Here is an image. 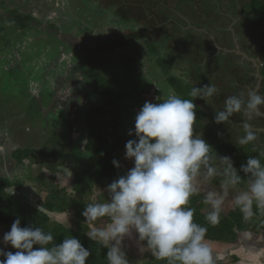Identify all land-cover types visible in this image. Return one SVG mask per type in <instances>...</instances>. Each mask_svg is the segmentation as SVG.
<instances>
[{"label":"clouds","instance_id":"9594fccd","mask_svg":"<svg viewBox=\"0 0 264 264\" xmlns=\"http://www.w3.org/2000/svg\"><path fill=\"white\" fill-rule=\"evenodd\" d=\"M258 89V85L249 89L246 98L243 92L228 96L223 109L216 110L217 124H229L235 114L242 116L239 126L245 135L237 142L240 146L254 143L258 133L264 131L250 123L264 118V96ZM217 93L212 83L202 88L194 86L189 93L193 99L169 95L162 103L145 102L136 115L135 130L129 135L138 139L126 143V158L134 161V166L107 187L109 199L97 202L93 198L82 212L90 227L86 235L108 249V264H130L124 240L133 238V230L138 233L139 251H150L155 259L166 264L222 261L224 257L214 254L206 242L207 227L194 221L196 210L189 207L191 198L199 195L202 188V203L208 206L205 220L211 226L219 224L232 191L236 194L231 203L245 221L253 215V204L264 214V151H259L258 157H249L237 170L231 157L219 156L201 135L194 133V99L208 101ZM113 163L120 167L118 161ZM213 180L219 181V191L210 187ZM53 240V235L40 227H21L17 218L3 242L18 251L0 249V257H6L0 264H86L91 255L73 236L59 244ZM261 241L264 240L260 237L253 240Z\"/></svg>","mask_w":264,"mask_h":264},{"label":"rangeland","instance_id":"374dc122","mask_svg":"<svg viewBox=\"0 0 264 264\" xmlns=\"http://www.w3.org/2000/svg\"><path fill=\"white\" fill-rule=\"evenodd\" d=\"M35 1L37 3V0H9L8 5L11 8L20 7L19 9H22L25 3H29L30 9L28 12H32L36 18L42 19L46 23L53 22L57 23L59 27L61 26L62 30L65 31L62 32L65 33V35L62 34L61 39L65 42L71 40V37H67L68 34H71L72 37H77L76 39H80L87 43L94 41L101 43L107 37H116L115 35H118L119 32L121 33L126 25L112 17V9H109L106 12H104V10H100L99 5L97 4L99 3L98 0H91L90 2L88 0H67L68 3L66 4L63 2H56L55 9L53 7L51 9L48 6L37 5ZM246 1L247 0H194V2L189 1L188 4L186 3L185 6L187 7V10L184 9L179 14L177 11V13L174 12L175 14L173 13L172 15L174 21H179L182 32L189 28L185 37L187 42L189 41L188 44H190L186 49L191 51L197 49L198 53L196 54L200 57L205 54L203 66H207L206 71L208 70V79L206 81H197L190 74H188V66L184 61V59H187L185 56L179 60L172 57L174 62V69H172V71L175 72L176 75L183 77L186 81H191L194 85H198L201 88L204 85H210L211 83L216 86L218 93L213 97L208 98V101L201 98H195L193 101L197 105V110L200 105L199 108L201 110L207 112L208 114H212L214 118L216 110L223 109L225 99L228 96L239 95L243 92L245 93L246 98L247 91L253 88L251 84L254 79L256 80L258 78L254 74L256 69L260 68L261 51L259 47H262V43L259 39L260 30L253 25L251 19L248 17V14L245 13L243 9ZM84 7L86 8L84 9ZM82 9H84V13H82L81 16L79 12ZM181 21L186 23L182 26L180 23ZM189 25L190 27H188ZM77 26H86L87 32L84 33L83 31H80L79 28H76ZM37 27L42 28H38L39 30L37 31V36L33 35V37L30 34L29 37L26 38L25 43L30 52L33 51L35 53H40L39 50L41 47H44V49H46V47L43 44H39L37 41L41 35L48 36V32L46 31L48 30V26L42 27L37 24ZM66 27H68V30H64ZM171 27H168L169 31H171ZM40 31L42 34L40 33L38 35ZM168 39V35L165 34L164 37L161 36V38L156 41V44L159 46L158 48L161 50L159 51L160 56L166 54L171 55V49L167 47V43L169 42ZM140 41L139 47L142 52L140 56L134 54V56L132 55L131 57L130 53H133L131 48H125V50L123 49V54V50L121 49L110 50L107 53V65H103V63L100 64L102 70H104V67L108 69L105 71L107 76L109 77L108 74H110L111 78L114 77L113 79L115 84L119 86L117 87L115 85L116 90H119L118 100L121 103V106L118 109L121 120L119 130L127 139H132L134 137V135H129V132H134L135 130V124L132 123V119L130 118L135 114V109H138L139 112L142 107L141 105H143L139 96L144 92H146L147 95H150L152 88L155 87L158 88L157 93L159 95L161 93L165 94V97L166 95L168 97L169 90L171 89L165 82L166 76L168 74L171 75V69L169 73L164 72L158 65L160 64L158 63L159 61L155 60V56L150 54L149 51L144 54V51L147 50L146 44L143 40ZM104 49H108V47L106 46ZM16 51L18 50L16 49ZM49 51L46 50L47 53ZM105 52H107V50ZM124 54H126L125 59L121 57V55ZM27 56L30 57L28 50L24 52L23 55L24 64H26L29 60L26 59ZM103 56H100L101 62L104 61ZM244 56L256 59L257 64L255 68H253L249 62L250 59H245ZM200 57H196L199 62L201 60ZM133 58L134 60L137 59V63H135ZM187 60L190 64V59ZM98 61L100 62V60ZM106 61L107 58H105V62ZM217 61L219 63H217ZM20 62V60L18 61L16 58H10L9 56L6 63L2 64L0 62V69L11 70L15 66L18 67ZM39 62L42 64L44 61L41 60ZM64 62L67 61L60 60V57H56L52 61L54 67L60 66V64H63ZM69 64L71 65V63H68L67 68H69ZM63 67L65 69V66ZM80 70H77L73 76L66 73V70L61 74H57L55 78V83L57 85L53 88V94L51 96L46 95L44 98L41 97L40 104H50L46 107L43 114V118L48 117L49 122L50 118L52 119L54 116L57 117L56 111H62L64 109L63 113L70 117L68 121L70 123L72 133L76 132V134H74L75 137H73V142L70 141V136H67L66 140L76 146L78 151L88 153L89 149L93 146V141L91 142V139L89 138V134L87 132L88 129L83 126L81 116L82 113L85 112V108L89 107L91 103L95 104L97 102V104H101L102 98L96 93L95 88L91 86V81L85 76V72ZM202 70L205 72L204 68ZM258 75L260 77V72H258ZM140 82L142 85L139 86L138 83ZM256 82L259 86L258 91H260L261 79L259 81L258 78ZM245 83L247 84L243 85ZM257 85L255 87H257ZM132 86L137 87V91L134 90L133 92L131 90ZM30 92L33 94V92L37 91L33 88ZM62 99L67 103L64 107L61 106L63 108H60L59 105L61 104ZM128 100L130 101L128 106L129 110L125 106L122 107V105H124ZM34 101H36V99ZM27 105H29V103H27ZM22 106L24 107L25 104L23 103ZM23 107L19 106L18 103L14 106L12 105L11 107L7 105L5 109L6 114L2 113L0 115V175H6L13 181L19 179L23 180L24 185L20 192L16 191L15 187L12 188V191L17 193L23 201L36 205L39 201L44 200L48 194V188L41 187V185L37 184L36 181L32 179L31 174L35 176L38 173L36 170L37 166L32 165L30 167L29 160H26L24 164H19L13 156H11L12 151L15 148L21 147L24 144L32 143L34 140L31 139L33 137L28 138L25 134H23V132L18 130V128L14 125L16 122L15 119L22 118L24 121L18 126L25 128L26 130L33 127L32 124H36L35 128L37 129L39 125L41 126L39 121L40 117L25 120L24 115L26 118L29 117L24 114V110L22 111V109H20ZM55 107L58 108L54 111ZM9 108L11 111H9ZM197 110H195L196 113L199 111ZM262 110H264V107H262ZM106 119L109 121L111 117L108 116ZM261 121L264 123V118L263 120H260V118L253 119L250 123H252L255 128L264 129L263 126H260ZM241 123H243V118L240 114H235L231 118V122L229 124H217L215 119L211 122L206 120L201 122V124H207L206 127H202L200 123H198L197 126V123H195L194 133L201 135V137L212 146L213 151L218 154L219 150L216 148L219 144L216 140L217 136H211L210 133L220 134V136H225V139H228V137H235L236 139H239L242 132H244L242 127L239 126ZM128 124L133 127H128ZM73 125L77 127L72 129ZM31 132L32 130L27 133L30 134ZM98 133H105V130L98 131ZM260 133L263 134L264 131L258 133V139L254 142L257 146L263 144L264 141V136H261ZM109 141L112 142V139L109 138ZM32 144V146L35 147L41 146V143H36V141ZM250 145H253V143H250ZM261 151H264V148L261 149ZM118 155L124 167L130 170L134 166V161L126 158V149L118 150ZM74 164V161H69L66 166H61L59 171L53 174L47 169H44L45 176L48 179L50 176L53 177L59 188H65L69 193H73V181L75 177L71 168ZM214 182L219 183L218 180H213L210 187L219 191V184L215 185ZM104 193L109 196L107 187L97 185L93 191L92 198H95L97 202H100L98 197ZM200 194L204 196L203 188ZM235 194V191L230 192L223 209L231 207L230 204L233 206L231 200L232 196ZM206 211L207 210H204V212ZM50 216L53 220L63 223L67 227H77L75 210H69L65 213H50ZM7 232H9L8 228L0 225V243L6 249H11L12 246L10 244L5 245L3 242V237ZM253 233L254 231L248 233L240 230V233L234 236V239H237L236 241H233L234 245L232 246L225 244V242L217 243L209 239H206V242L209 243L213 250L214 247L220 245L219 249L221 248L223 251L218 253L224 257L222 260L224 263L231 262V255L229 256L231 253H235L241 257L253 255L262 259L264 258V241H249L251 236H253ZM133 235V238L130 239L126 237L124 240V251L126 252L127 259L130 264H147V261L151 258L150 256L152 253L150 251L141 253L137 243L138 233L133 230ZM263 237L264 235L260 236L261 239H263Z\"/></svg>","mask_w":264,"mask_h":264},{"label":"trees","instance_id":"16d2710c","mask_svg":"<svg viewBox=\"0 0 264 264\" xmlns=\"http://www.w3.org/2000/svg\"><path fill=\"white\" fill-rule=\"evenodd\" d=\"M189 1L194 2V0H105V3H108L106 4L107 6L110 4L115 7L116 12L121 18L129 19L132 16H136V19L143 22V27L135 34L146 32L149 42H151L152 38L158 41L162 35L171 32V62L161 57H158L156 60L159 61L158 63L160 64H157L164 72L169 73L171 69V75L168 74L166 76L165 82L168 86H171L170 88L174 91V94L182 99H193L190 97L189 93L194 86H199L194 85L191 81H186L183 77L176 75V73L172 71V69H174L172 57L175 59V55H180V59L183 56L190 59L192 64L191 67L196 69L195 73L193 72L194 79L201 81H206L208 79V70L206 71L207 66H203L205 54L200 57L196 54L198 53L197 49H194V51L186 49L189 45V41L187 42V40L184 39L179 21H174L172 16L174 12L177 13L178 11L179 14L184 9L187 10L185 5L186 3L188 4ZM243 7L253 25L260 30L259 39L262 43V47H259L261 51V82L259 93L264 96V0H247ZM30 17L31 15L29 19ZM180 23L183 26L186 22L183 23L181 21ZM17 24L24 26L23 24L26 23H23L20 19ZM169 26L171 27V31L168 30ZM148 44L150 52L155 55V46L150 45V43ZM196 57L201 58L200 62L202 65ZM217 63L219 62L217 61ZM203 68L205 72H203ZM93 79L96 83V92L104 97V104L89 110L85 118V122L90 129L89 134L91 136V142L93 141V146L89 149L88 153L78 151L76 146L71 145L69 141L66 140L65 131L61 130L65 129L62 128L64 126L63 121H61L62 125L60 124L59 129V127L50 124L45 117L43 118L44 111L41 109L40 104H32V100L30 105L26 104L23 107V100L20 96L10 95L9 93L7 95L4 93V95L0 93V115L2 113L6 114L5 109L8 101H6L4 96H7L9 98V107L17 103L19 106L23 107L20 109H22V111L24 110V114L29 117L26 118L24 115L25 120L40 117L39 121L41 126L39 125L37 129L35 128L36 124H32L33 127H30L28 130L18 126L24 121L22 118L15 119L16 122L14 125L18 130L23 132L28 138L33 137L31 138L34 139L33 142L36 141V143H41V146H32L33 142L24 144L21 147L15 148L11 156H13L19 164H24L26 160H29L30 167L36 165L38 173L35 176L31 174L32 179H34L37 184L41 185V187L48 188V194L45 199L33 205L23 201L17 193L12 191V188L15 187L16 191L20 192L24 185L23 180L19 179L13 181L6 175H0V225L7 227L10 232L12 224L19 218L21 227H40L45 232H50L54 237V244L62 243L66 237L73 236L80 240L81 244L91 253L86 264H108L106 260L108 249L88 238L86 232L90 230V227L85 223L86 218L82 215V212L85 210L87 202H93L92 194L97 185L108 187L111 183L119 179V177L127 173L129 169L124 167L120 161L118 150L126 149V143L134 138L127 139L119 130L121 120L118 113L119 106L116 103L117 96L113 85L102 78V76L94 75ZM257 80L258 78L256 80L254 79V81L252 80L253 83L251 86H253V88L251 89L256 88ZM246 84L247 83L243 85ZM199 106L198 110L200 109ZM9 111H11L10 108ZM108 116L111 117L109 121L106 119ZM196 117L197 126L198 123L201 124V122L206 120L211 122L214 119L212 114H208L201 109L196 113ZM260 120H263V118H260ZM201 125L202 127L207 126V124ZM260 126L264 127L262 121L260 122ZM96 129L105 130V134H95ZM30 130H32V132L28 134ZM210 134L211 136H217L216 140L219 144L216 148L219 150V156L231 157L237 170L241 168V165L247 163L249 157H257L259 155L258 152L264 148V141L263 144H260V146L258 145L259 147L254 143L253 145L248 144L246 146H240L237 143L239 139L235 137H228V139H225V136H220V134H213L212 132ZM260 134L264 136V133ZM243 135H245L244 132H242L241 137ZM109 138L112 139V142L109 141ZM254 147L256 151H253ZM114 160L120 163L119 168L113 163ZM69 161L75 162L74 166L71 168L75 177L73 181V193H69L65 188H59L54 178L50 176L48 179L44 171V169H47L52 174L56 173L61 166H66ZM240 174L242 177L245 176L243 172ZM214 184L216 185L219 183L214 182ZM98 199L99 201H104L109 199V196L104 193L99 195ZM202 200L203 196L201 194L193 196L189 207L195 208L196 210L194 213V221L201 226L207 227L206 239L217 243L225 242V244L232 246L234 245L233 241L237 239H234V236L238 235L240 230L248 233L254 231L249 241L264 235V214H261L257 210L255 204H253L252 208L253 215L249 220L245 221L241 211L230 204L231 207H227L221 212L219 224L211 226L205 220L206 212L202 211V209L207 210L208 206L204 205ZM69 210H75L77 217L76 228L67 227L63 223L53 220L50 216V213H65ZM144 243L146 244V242ZM39 247V245H34V248ZM219 247L220 245L214 247V254L223 251L221 248L219 249ZM0 249L12 253L18 251L13 246L11 249H6L1 243ZM230 255V263L219 261L218 264H239L240 256L235 253H231L229 256ZM150 257L147 264H166V261L157 260L152 254ZM3 259H6V257H0V260Z\"/></svg>","mask_w":264,"mask_h":264},{"label":"flooded vegetation","instance_id":"af4514ba","mask_svg":"<svg viewBox=\"0 0 264 264\" xmlns=\"http://www.w3.org/2000/svg\"><path fill=\"white\" fill-rule=\"evenodd\" d=\"M88 1L90 2L91 0H88ZM98 1H99V3H97V4L99 5L100 10H104V12H106L109 9H112L113 10L112 11V17H114V19L119 20L120 22H122L126 25L124 26L123 30L121 29L122 31L120 30L121 33L119 32L118 35H115L116 37L113 36L114 38L113 37H107L101 43H99L97 41L87 43V42H84L80 39H76L77 37H72L71 34H68V36H67V37H71L70 41H68V42L63 41L61 39V35L62 34L65 35V33H62L65 31L62 30L61 26L59 27L57 25V23H53V22L46 23L44 20L36 18L32 12H28L30 9L29 3H25V5L22 7V9H19L20 7H14V8L9 7V5H8L9 0H0V62L2 64L6 63L9 56H10V58L14 57L18 61L19 60L21 61L20 64L18 65V67L15 66L11 70L0 69V93H2V94L6 93V95L9 93L10 95H17L18 97L20 96L22 98V100L24 101L23 102L21 100L22 105H23V103H25V105L27 103H29V105H30L32 100H33L32 104L33 103L40 104L41 97L44 98L46 95L51 96L53 94V92H54L53 88H55V86L57 85L55 83V80H56L55 78H56L57 74H61L63 71L66 70V73H69L71 76H73L77 70L81 69L80 71L83 70L85 72L84 73L85 76L90 79L91 86H93L95 88V91H96V83L93 79L94 75L102 76V78H104L107 82H110L113 85L115 94L117 96L116 103L120 107L121 103L118 100V98H119L118 91L119 90H116L117 84H115V82H114V79H113L114 77L111 78L110 74H108L109 75V77H108L107 73L105 72L108 69H106L104 67V70H102V68L100 66V64H102V63H103V65H105V64L107 65V63H108V57H107L108 54L107 53L110 50L111 51L117 50V49H121V50L124 49L125 50V48H131V51L133 52V53H130L131 57H132V55L134 56V54H137L140 56L142 52L140 51L139 44L141 42L140 40H143L144 43L146 44V48H147V50L144 51V54H146L148 51L150 54H152L150 52L149 44H148V43H150V45L155 46V52L156 53H155V55L152 54L153 56H155V60L158 57H161V58L168 59L171 62V55L166 54V55L160 56L159 51H161V50H160V48H158L159 46L156 44L155 38L154 39L152 38L151 42H149V38L146 35V32H142V34H138V33L135 34L136 32H138L143 27V22L136 19V16H132L129 19H123L116 12L115 7H113V5L109 4L107 6L106 4H108V3H105V0H98ZM56 2H63L65 4L68 3L67 0H51V1L50 0H37V3L35 1V3L37 5L48 6L51 9H52V7L55 9ZM85 5L87 6L86 3H85ZM69 7H70V5H69ZM85 8L86 7H84V9ZM84 9L80 10V12H79V14L81 16H82V13H84L83 12ZM30 15H31V17L29 19ZM20 19L23 23H26V24H23L24 26L17 24L18 21H20ZM37 24L42 26V27L48 26V30H46L48 32V36L47 35H41V37H39V39L37 41L39 44H43L46 47V49H44V47H41V49L39 50L40 53H38V52L35 53L33 51L30 52L29 49L26 47V43H25L26 38H28L30 34L32 36L33 35L37 36V31L39 29H42V28L37 27ZM188 27H190V25ZM76 28H79V30L83 31L84 33L87 32L86 26H77ZM188 29L189 28H187L185 31H183L184 39H186L185 35H186V32L188 31ZM64 30H68V27L64 28ZM41 31L38 33V35L40 33L42 34ZM139 35H141V36H139ZM166 35H168V37H169V39H168L169 42L167 43V47L169 49H171V32L167 33ZM162 36L164 37V35H162ZM106 46L108 47V49H104V48H106ZM16 49L18 51H16ZM27 50H28V54L30 55V57L27 56L26 59H29V60L26 62V64H24L23 55H24V52H26ZM46 50H48V51L50 50V51L47 53ZM106 50H107V52H105ZM124 50L122 51V54L124 53ZM101 55L102 56L104 55L103 56L104 57L103 62H101V58H100ZM56 57H60V60L67 61V62L60 64V66L54 67L52 61ZM121 57H123V59H125L126 54L121 55ZM180 57H181L180 55H175V59H177V60H179ZM105 58H107L106 62H105ZM134 58H133V60H134ZM244 58L248 59V60L250 59L249 62L251 63L253 68H255V66L257 64L256 59L249 58V56H244ZM40 59L42 61H44L43 62L44 64L43 63L41 64L39 62V61H41ZM98 60H100V62ZM134 61H135V63H137V59H135ZM184 61L188 66L187 73L193 77V72L195 73L196 69L191 67L192 65H191V63L189 64V61L187 59H184ZM68 63H71V65L69 64L70 65L69 68H67ZM63 66H65V69ZM260 70H261V68L256 69V72L254 74L259 78V81L261 78V74L259 77L258 72H260ZM115 79H116V76H115ZM7 82H8V84H7ZM138 85L140 86V85H142V83L140 82V83H138ZM143 86H145V85H143ZM117 87H119V86H117ZM33 88H35L37 92H33V94H32V92H30V90H32ZM137 89L138 88L135 86L131 87V90L133 92H134V90L137 91ZM157 90H158V88L153 87L150 95H147V93L144 92L139 96L140 101L142 100L143 105L145 104V102L162 103L163 102L162 99L167 98V95L165 97V94L160 93V95H159L157 93ZM26 93H28V94H26ZM173 94H174V91L172 89H170L168 96L173 95ZM99 96L102 98V100H101L102 103L101 104H97V102L95 104L91 103L89 105V107H86V108L84 107L86 110H85V112L82 113V116H81L83 126L88 129L87 130L88 134H89L90 129H89L87 123L85 122V118H86L89 110L94 109V108L99 107V106L104 104V97L101 95H99ZM4 97L6 98V101H8L7 102L8 104H6V106L7 105L9 106V98L7 96H4ZM157 97H161V99L158 100ZM35 99H36V101H34ZM11 100H13V99H11ZM129 102L130 101L128 100L124 105H122V107L125 106L129 110V108H128ZM66 103L67 102H65L62 99V102L59 105V107L63 108L66 105ZM49 105L50 104H48V105H46V104L41 105L40 104L41 109L43 111H45L46 107ZM143 105H141V106H143ZM61 106H63V107H61ZM57 108L58 107H55L54 111L57 110ZM135 111H136L135 114L130 118V119H132L133 124H135V118H136V115L138 114V109H135ZM63 112H64V109L62 111H56L57 117L54 116L52 119L50 118L49 123L59 127V129H60V124L62 125L61 121H63L65 127L63 126L62 128H65V129H61V130L65 131V133H64L65 137L70 136V141L73 142L74 141L73 137H75L74 134H76V132L72 133L71 126H70V123L68 121L70 119V117L66 116L65 113H63ZM46 119L48 120V117H46ZM76 127L77 126L73 125L72 129L76 128ZM128 127L132 128L133 126L128 124ZM101 130H103V129H96L95 134L97 133V135H100L98 133V131H101ZM101 134H105V133H101ZM90 137L91 136L89 134V138ZM133 138L137 139V137L135 135Z\"/></svg>","mask_w":264,"mask_h":264},{"label":"crops","instance_id":"0c3cea01","mask_svg":"<svg viewBox=\"0 0 264 264\" xmlns=\"http://www.w3.org/2000/svg\"><path fill=\"white\" fill-rule=\"evenodd\" d=\"M134 236V235H133ZM264 240V237L263 239ZM239 264H264V258L255 257L253 255H248L247 257L240 256Z\"/></svg>","mask_w":264,"mask_h":264},{"label":"water","instance_id":"95a60500","mask_svg":"<svg viewBox=\"0 0 264 264\" xmlns=\"http://www.w3.org/2000/svg\"><path fill=\"white\" fill-rule=\"evenodd\" d=\"M261 79V78H260Z\"/></svg>","mask_w":264,"mask_h":264}]
</instances>
